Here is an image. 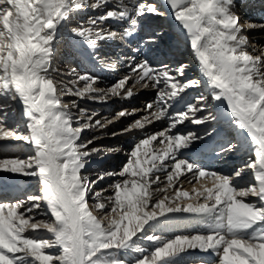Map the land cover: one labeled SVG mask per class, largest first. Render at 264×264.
Segmentation results:
<instances>
[{
	"label": "snow or ice",
	"instance_id": "snow-or-ice-1",
	"mask_svg": "<svg viewBox=\"0 0 264 264\" xmlns=\"http://www.w3.org/2000/svg\"><path fill=\"white\" fill-rule=\"evenodd\" d=\"M163 2L205 81H181L178 77L184 75L187 64L172 68L146 57L165 35L163 27L148 32L136 47L128 43L142 18L169 15L156 0H0V97L19 101L21 118L26 121L25 131L19 124L8 127L16 110L11 103H0V139L13 138L31 146L26 159L0 158V173L31 177L37 185L25 199L0 200V264H174L182 254L197 250L219 257V264H264V49L258 50L245 35L250 29H264V23H241L237 0ZM88 9L102 14L81 20L71 28L75 35L90 47L119 37L133 53L121 57L127 60L129 74L107 89L93 86L98 77L75 69L61 72L54 65L53 41L59 26L72 13ZM109 20L128 26L122 33L99 27ZM137 56L145 58L138 61ZM116 66L105 65L108 69ZM65 76L72 79L65 82ZM80 82L83 87H76ZM205 82L211 104L209 95L203 93L187 97V89ZM130 83L156 91L155 100L146 105L154 109L151 119L146 115L111 135L143 131L153 120L168 121V128L135 142L119 172L101 170L93 177L88 169L93 157L122 150L90 147L108 134L107 125L113 120L102 123L94 119L95 112L88 114L77 100L64 102L63 97L130 99L137 94L127 86ZM212 105L215 114L209 110ZM221 105L226 107L221 109ZM126 115L131 113L117 114ZM186 120L196 125L223 121L235 134L216 140L215 127L202 133L168 134ZM99 130H103L100 137L83 135ZM158 136L163 137L161 144L167 140V146L158 153L149 152L148 146ZM206 140L215 142L209 147L204 145ZM197 144L208 150L196 148ZM240 151L248 154L247 160L230 174L212 165L202 166L196 159L208 156L224 161ZM182 170L197 182L205 176L213 179L211 187L194 189L196 203L182 205L167 195ZM161 174L167 181L163 187ZM112 176L120 179L109 186L112 195H104L109 189L97 190V186ZM3 186L0 178V192ZM181 197L191 198L189 192L175 188V198ZM89 199L95 202L91 208ZM183 214L207 221L204 231L174 237L149 234L184 219ZM141 241L151 243L152 250Z\"/></svg>",
	"mask_w": 264,
	"mask_h": 264
},
{
	"label": "bare ground",
	"instance_id": "bare-ground-1",
	"mask_svg": "<svg viewBox=\"0 0 264 264\" xmlns=\"http://www.w3.org/2000/svg\"><path fill=\"white\" fill-rule=\"evenodd\" d=\"M163 0H156V2L159 4V6L162 8L164 11H169V15L167 17L163 16H147L145 18H142L141 20V26L136 33L139 36H143V32L146 34L153 29H158L160 27L164 28L165 35L160 39L159 43L151 48L148 52L150 56V62L152 63H164L169 65L172 68H175L181 64H187L188 67L182 77H178L181 81H185L187 78L188 81L193 79V78H198L201 79L202 81H205L206 78L202 76L200 73V68L199 64L196 61V59L193 57L191 51L184 45L182 38L180 37L178 25L176 24L175 20L172 19L171 17V12L170 9H168V6L162 2ZM94 2V0H93ZM90 3H92V0H90ZM242 0H237V10L239 5H241ZM79 14V16H78ZM102 14L100 11H93L91 9H88L83 12L79 13H72L69 15L67 21L62 22L61 25L59 26L57 35L55 40L53 41V49H54V65L60 69L61 72H69L72 69H75L76 72H78V65H82V71L84 72H90L91 75L98 77L99 82L96 83L94 87L97 88H103L107 89L108 87L112 86L113 82L116 81L115 79L118 78V76H124L128 75L130 72L129 67L127 66V60L125 59L124 61H121V57H130L133 55L131 52V48L126 47L124 43L121 42L120 38L118 37L116 40H107L105 42H100L104 44L103 46H89V42L86 41L85 46L81 49H84L83 54L85 58L81 59L80 57L76 56L75 54H72L74 52H70L67 49H64L66 46L64 45V42L68 41H75L74 37L77 36L75 35L72 31L71 28L75 27L73 25L74 20H76V23L74 24H79L81 20L84 22H87V19L89 16H97ZM253 12L248 11L247 16L245 19L241 20V23L245 22H256V23H264V19L261 18H256V16H253ZM101 24V23H100ZM99 24V25H100ZM111 24V25H110ZM127 25V22L123 23H118L115 21H111L110 23H102L99 27L103 29L106 28L108 30L110 28L115 27H120V25ZM78 26V25H77ZM125 27V28H126ZM175 28V29H174ZM119 29V28H118ZM122 30V29H121ZM124 30V29H123ZM120 31V33L123 32ZM145 34V35H146ZM249 37L250 43L254 44V46L259 50V49H264V29H250L245 33ZM136 37V36H135ZM144 37V36H143ZM79 39V38H78ZM85 40V39H84ZM141 39H137L134 41L132 39L128 43L131 44V47H136L138 42ZM76 42V41H75ZM78 42V41H77ZM81 42V41H80ZM84 42V41H83ZM79 43V42H78ZM68 44V43H67ZM81 44V43H80ZM73 45V44H72ZM83 45V44H82ZM81 45V46H82ZM68 47V46H67ZM80 49V50H81ZM174 49L175 53V59H169L166 58L167 54H170L172 50ZM74 51V49H72ZM251 51V49H249ZM182 52V53H181ZM70 53L72 56H69ZM183 53L186 55L183 56ZM69 56L70 59H76V62L73 60L69 61ZM97 56L99 59H97ZM182 57L183 56V62L178 63L176 61L177 57ZM148 58V56H147ZM142 56H137V60H141ZM158 59V60H157ZM157 60V61H156ZM156 61V62H155ZM108 63H116V68L115 69H108L105 67L106 64ZM85 65V68H83ZM100 67H99V66ZM97 67V72L95 71L94 73L97 75H94L92 73V69ZM197 67V70L194 68ZM89 68L90 70L87 71ZM83 74V73H82ZM64 81L67 82L68 80L72 79V77L65 76L63 77ZM120 79V78H119ZM108 81V82H106ZM117 82V81H116ZM115 83V82H114ZM131 84V83H130ZM130 84L127 85L130 87ZM80 86V84H78ZM69 87H73L72 85L69 84ZM83 87V86H81ZM131 87L134 89L133 91L137 93L130 99H122L120 97H109L105 101H95L92 99L87 98V96L84 99H80L76 96L73 95H65L63 97L64 102H69L71 100H77V103L79 105V108H84L88 111V114H91L92 112H95L97 115L94 117V119H99L100 116L103 115V120L101 121L102 123H106L107 120H113L112 124L107 125V135L103 136L102 138H99L94 141L93 145H90V147L93 146H98L102 145L105 148H113V147H119L122 150L115 152L114 154L106 155L103 156V158L97 156L93 157L91 163L88 165V169H92L89 171L92 173L93 177L100 172L101 170H111L115 172H119L122 166L125 164V161L128 159L127 153L132 150V147L135 142H138L139 140L145 138L147 135L151 134H158L165 129L168 128V121L166 120H160L156 121L153 120L151 124H145V128L143 131L141 130H133L131 133H126L122 135H117L113 137L111 134L113 132H119L121 129L120 125L122 123H127L129 122L128 125L132 124L136 119H142L144 116H149V119H151V111L154 109H146L144 106H142V103H148L149 101H154L156 97V91L154 89L148 88L141 90L139 85H132ZM199 92L196 93V91H193V96L198 97L200 94H205L209 95V102L211 104V97L210 94L206 91L207 89V84L202 83L201 86H197ZM188 90V89H187ZM195 92V95H194ZM188 92L187 96H190ZM192 98V97H190ZM0 99H4L3 97H0ZM129 100H135V101H129ZM3 102L2 104H8L6 100H0ZM142 107V109L140 108ZM177 107V106H175ZM221 109H224L226 105H221ZM78 109H73V112ZM125 110L128 113H131V115H126L124 117H118L117 114ZM211 110L214 114L216 112V106L212 105ZM118 112V113H116ZM207 114V112L203 113ZM199 115V114H198ZM115 118V119H113ZM133 121H130L132 120ZM9 122V121H8ZM10 123V122H9ZM13 124V123H12ZM214 124V125H213ZM9 125V124H8ZM15 125V124H13ZM127 125V126H128ZM117 127V128H116ZM207 127H215L218 130V136L215 138L216 140H219L221 136H224L225 134L228 135H234V131L226 126L223 121H216V122H210L209 124L205 125H196L191 122V120H186L182 124H178L175 129L172 130L171 133L168 134H179V133H187V132H200L202 133L205 131ZM26 129V128H25ZM21 131H25L21 129ZM90 132V131H89ZM97 132L94 135L100 137L102 130L99 131H93ZM91 133V132H90ZM88 134V133H87ZM91 136V135H90ZM92 137V136H91ZM163 139V137H159L157 141H153L149 146H148V151L149 152H154L158 153L162 151L166 146H167V140H164V143L161 144L159 143V140ZM7 140V139H6ZM5 139H0V147H2L3 151H0V158H27L28 153L22 154L18 156V152L16 151V148L14 145H18L17 143L20 142V140L13 139V138H8L9 141H6ZM214 140H206L204 142V145H208L209 147L214 144ZM4 143V144H3ZM22 143H26L25 141H22ZM23 144V145H24ZM22 145V148H27L30 149L29 144H25L24 146ZM204 145L197 144L196 148H200L202 151L206 152L208 149L204 147ZM24 152V150L22 149ZM195 151V149H194ZM20 154V153H19ZM191 155V154H189ZM247 153L245 151H240L236 152L235 154H230L224 161H215L212 160L208 156H197L196 159L200 160L203 165H212L216 168L217 171H223L225 173L230 174L231 171L236 168L241 166L243 163L246 162L247 160ZM141 160L143 161L144 159V153L142 151L141 153ZM243 162V163H241ZM238 163L240 165L238 166ZM233 166V167H232ZM0 178H3L4 182L10 183L11 187L5 191L6 193L3 194L0 192V200H19L21 195L24 194V198H26L27 195L31 194L28 193V191L33 190V186L35 185V180L31 177H13L9 173H0ZM120 179L118 176H112L108 179H105L103 182H101L97 186V190L99 189H109V191L105 192L104 195H112V192L110 190V185H112L116 180ZM161 187L164 186L165 183H167L164 174H161ZM213 183V179L205 176V177H200L199 182H197L195 179L191 177L190 173H185L182 170V174L179 178V180L176 181L174 187L169 188L167 191V195L175 202L183 204L187 203H196V191L194 189H199L203 190L202 186L206 185L208 187H211ZM19 186V188H17ZM179 188L181 191H187L190 194L191 198H184L181 197L178 200L175 198V188ZM28 188V189H27ZM36 189V186L34 190ZM9 190V191H8ZM37 190V189H36ZM35 190V191H36ZM27 193V194H25ZM199 202H203V199L201 198ZM95 202L91 199L88 200L89 207L94 204ZM168 201H166V204ZM94 212H97L93 208ZM99 214V212H97ZM100 215V214H99ZM43 218V217H39ZM197 222L198 220L195 219ZM173 222V221H172ZM176 222V221H175ZM193 222V221H192ZM194 224V223H193ZM173 225V226H172ZM181 225V224H180ZM190 223L185 227L183 226H177L174 227L173 224H169L168 227H165L166 230H164V237H174L175 235H180V234H196L197 232H200L198 227L194 226H189ZM41 235H43L41 233ZM142 243V242H141ZM145 243V242H144ZM200 251H189L185 254H182L180 257H185V255H190V254H200ZM210 257H216V259H219V257L213 255V254H206L202 253ZM192 256V255H191ZM186 259V258H185Z\"/></svg>",
	"mask_w": 264,
	"mask_h": 264
},
{
	"label": "rangeland",
	"instance_id": "rangeland-1",
	"mask_svg": "<svg viewBox=\"0 0 264 264\" xmlns=\"http://www.w3.org/2000/svg\"><path fill=\"white\" fill-rule=\"evenodd\" d=\"M92 2H93V0H92ZM163 2V1H162ZM113 3H115V0H113ZM164 3V2H163ZM78 16H79V14H78ZM74 23H76V20H74V22H73V25L76 27L78 24H74ZM104 23H107V24H109L110 23V20L109 21H106V22H104ZM100 25H102V23L100 24ZM99 25V26H100ZM111 25V24H110ZM126 27V25H120V27H115V29L114 28H110L109 27V29L110 30H116L117 32H120V31H122L124 28ZM119 28V29H118ZM102 29H103V27H102ZM104 29H106V28H104ZM122 29V30H121ZM106 30H108V29H106ZM79 38V39H78ZM74 40L76 41H68V42H64V45L66 46L64 49H67L68 51H70V52H74V53H72V54H75L76 55V53H75V51H73L72 49H77V50H80L81 48H83L84 46H85V42H86V40H84V38H82V37H80V36H75L74 37ZM79 43H78V42ZM81 41V42H80ZM84 41V42H83ZM102 43L103 42H105V41H101ZM68 43V44H67ZM81 43V44H80ZM102 43H100L99 44V47L100 46H103L104 44H102ZM73 44V45H72ZM83 44V45H82ZM82 45V46H81ZM68 46V47H67ZM72 54L70 53V55L69 56H72ZM69 56H67L68 58H69V61H71V60H73L74 62H76V59L74 58V59H70V57ZM81 66L82 65H78V73H80V74H84V73H89L90 74V72H84V71H82V68H81ZM84 67L83 68H85V65H83ZM99 66V65H98ZM100 67V66H99ZM88 70L87 71H89L90 69L89 68H87ZM97 72V67H95V68H93L92 69V73H94V72ZM94 75H97V74H95L94 73ZM125 76V75H124ZM121 77H123V76H118V78H116L115 80L116 81H118L119 80V78H121ZM116 81H114L115 83H116ZM99 82V81H98ZM106 82H108V81H106ZM112 83V84H115V83ZM71 85V84H70ZM96 84H94L93 86H95ZM81 86H83V82H80V86L79 85H76V87H81ZM130 87H131V84H130ZM134 90V89H133ZM0 100H3L4 101V99H0ZM129 101H135V100H129ZM8 103H11L12 104V106L15 108V110H16V115H15V117H10V119L8 120L9 122L7 123V126L8 127H14L16 124H19L20 125V130L21 129H23V130H26L25 128V125H26V121L24 120V119H22L21 118V115H20V113H21V111H22V106H21V104L19 103V101H16V102H9V101H7ZM0 103H3V102H1L0 101ZM145 105V106H144ZM146 105H147V103L145 104V103H142V106H144V108L146 107ZM141 109H142V107H140ZM75 112V111H74ZM77 115L79 114L78 113V110H76V112H75ZM116 113H118V112H116ZM103 115L102 116H100V118H99V120H103ZM130 121H133V119L132 120H130ZM15 124V125H13V124ZM9 124V125H8ZM129 124V122H127V123H122L121 125H120V127L121 128H126L127 127V125ZM214 125V124H213ZM117 128V127H116ZM103 131V130H102ZM91 132V133H90ZM87 131V132H85L83 135L86 137V138H92L91 136H94V134L95 133H97V132H93V131ZM88 133V134H87ZM91 135V136H90ZM6 141H9L8 139L6 140ZM4 144V143H3ZM18 145H14L15 146V148H16V151L18 152V156L19 155H22V154H25V153H28V156L29 155H31V146L29 147L30 149H27V148H22V145L24 144V143H22V141L20 140V142H18L17 143ZM25 144H28L27 142L25 143ZM24 144V145H25ZM23 145V146H24ZM22 149L24 150V152L22 151ZM20 153V154H19ZM127 161V160H126ZM126 161H125V163H126ZM241 163H243V162H241ZM240 165V163H238V166ZM233 167V166H232ZM92 169H90L89 171H91ZM36 182V181H35ZM35 186H36V189H37V185H36V183H35V185L33 186V190H32V188H31V190L30 191H28V193H32V192H34L35 190H34V188H35ZM99 186H101V185H99ZM28 189V188H27ZM25 194H27V193H25ZM24 194H22L21 196L22 197H20V199L19 200H22V199H25L24 198V196H23ZM92 211H93V209H92ZM93 214L94 215H97V216H99V214H97V212H94L93 211ZM171 215V214H170ZM176 215H182V214H176ZM184 215V219H182V220H179V221H171V222H169V224H173L174 223V227H177L178 225L179 226H187L189 223H190V225L189 226H196V227H198L197 229H199L200 230V232H202V231H204V227L206 226V224H207V221H195V219L196 218H194V217H190V216H188V214H183ZM193 221V222H192ZM194 223V224H193ZM181 224V225H180ZM173 226V225H172ZM164 230H166V228L165 227H162V228H157L154 232H152V231H150L149 232V234H154V235H157V236H162V237H164ZM43 234V233H42ZM142 242V243H141ZM140 243H141V245L142 246H144V247H146V248H148L149 250H152V248H153V245L151 244V243H148V242H145V241H141ZM145 242V243H144ZM200 254H190V255H185V257H179L178 259H176L175 261H174V264H199V261H201V260H204V261H206V262H208V264H219V259H216V257H210V256H207V255H205V254H201V252H199ZM192 255V256H191ZM186 258V259H185Z\"/></svg>",
	"mask_w": 264,
	"mask_h": 264
}]
</instances>
